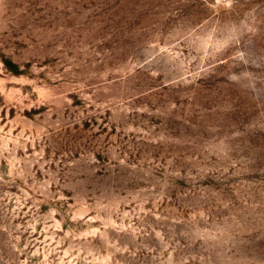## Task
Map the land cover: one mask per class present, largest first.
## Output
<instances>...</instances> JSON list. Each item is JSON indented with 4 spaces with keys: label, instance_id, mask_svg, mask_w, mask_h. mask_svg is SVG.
I'll use <instances>...</instances> for the list:
<instances>
[{
    "label": "rangeland",
    "instance_id": "374dc122",
    "mask_svg": "<svg viewBox=\"0 0 264 264\" xmlns=\"http://www.w3.org/2000/svg\"><path fill=\"white\" fill-rule=\"evenodd\" d=\"M0 264H264V0H0Z\"/></svg>",
    "mask_w": 264,
    "mask_h": 264
}]
</instances>
